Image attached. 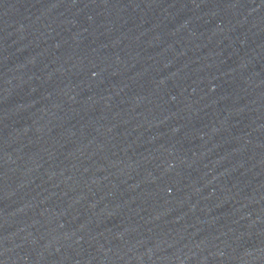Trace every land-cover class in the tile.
<instances>
[{
  "label": "water",
  "instance_id": "obj_1",
  "mask_svg": "<svg viewBox=\"0 0 264 264\" xmlns=\"http://www.w3.org/2000/svg\"><path fill=\"white\" fill-rule=\"evenodd\" d=\"M0 264H264V0H0Z\"/></svg>",
  "mask_w": 264,
  "mask_h": 264
}]
</instances>
